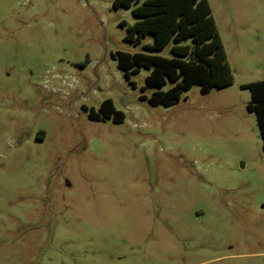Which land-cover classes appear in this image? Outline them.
Returning <instances> with one entry per match:
<instances>
[{"label":"rangeland","instance_id":"obj_1","mask_svg":"<svg viewBox=\"0 0 264 264\" xmlns=\"http://www.w3.org/2000/svg\"><path fill=\"white\" fill-rule=\"evenodd\" d=\"M114 1L0 0V264H264L263 141L242 88L264 80V0H209L234 84L170 107L142 99L150 70L132 84L119 68L153 37L128 42L137 18ZM107 99L122 123L88 118Z\"/></svg>","mask_w":264,"mask_h":264},{"label":"trees","instance_id":"obj_2","mask_svg":"<svg viewBox=\"0 0 264 264\" xmlns=\"http://www.w3.org/2000/svg\"><path fill=\"white\" fill-rule=\"evenodd\" d=\"M113 5L116 9H132L137 18L128 27V42L138 45L144 38L153 37V44L147 46L152 54L118 52L114 55L125 78L132 84L133 75L143 68L150 70L147 87L159 90L150 98L142 96V99L152 106L170 107L180 102L183 93L195 85L200 86L203 94H208L214 88L234 84L233 70L209 0H115ZM172 43L171 58L157 54ZM168 83L172 84L171 88L163 90ZM242 88L251 92L252 101L247 110L256 114L264 152V80L242 85ZM85 111L92 121L112 119L122 123L125 119L111 99L105 100L99 111L87 107Z\"/></svg>","mask_w":264,"mask_h":264},{"label":"crops","instance_id":"obj_3","mask_svg":"<svg viewBox=\"0 0 264 264\" xmlns=\"http://www.w3.org/2000/svg\"><path fill=\"white\" fill-rule=\"evenodd\" d=\"M217 23V22H216ZM218 26V25H217ZM218 30H219V34H220V36H221V39H222V41H223V43H224V46H225V49H226V52H227V55H228V60H229V51H228V46H227V44H226V40H225V38L223 37V35L221 34V31H220V29H219V26H218ZM231 65V64H230ZM232 67V66H231ZM247 84H249V83H247ZM245 85V84H244Z\"/></svg>","mask_w":264,"mask_h":264},{"label":"flooded vegetation","instance_id":"obj_4","mask_svg":"<svg viewBox=\"0 0 264 264\" xmlns=\"http://www.w3.org/2000/svg\"><path fill=\"white\" fill-rule=\"evenodd\" d=\"M85 107H86V106H83V109H84V110H85Z\"/></svg>","mask_w":264,"mask_h":264}]
</instances>
